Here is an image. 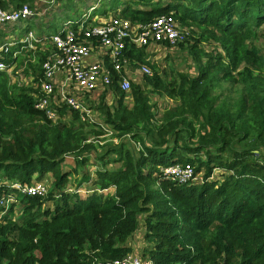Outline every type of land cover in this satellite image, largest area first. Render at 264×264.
Masks as SVG:
<instances>
[{
	"label": "trees",
	"instance_id": "obj_1",
	"mask_svg": "<svg viewBox=\"0 0 264 264\" xmlns=\"http://www.w3.org/2000/svg\"><path fill=\"white\" fill-rule=\"evenodd\" d=\"M7 1L13 8L28 4L34 9L36 4ZM191 2L194 6L132 0L117 13L132 22L162 14L182 23L190 20L202 29L201 39H219L223 54L217 56V68L215 63L201 64L195 76L179 74L175 85L156 70L142 83L134 80L131 108L124 104L126 92L116 75L110 92L94 93L92 99H99L117 135L127 133L139 144L137 153L124 141L106 152L115 154L113 160L121 165L97 169L94 184L112 186L111 193L80 195L65 188L71 174L63 167L65 155H75L76 167L85 162L82 151L93 145L84 142L81 129L63 121L55 125L34 107L47 53L36 51V88L7 89V75L0 72V170L6 178L27 184L34 174L37 179L53 176L46 197L23 196L20 222L11 220L13 208L0 216V264H112L132 251L124 243L138 228L141 214L150 245L143 253L153 264H264V160L254 155V150H264V55L250 43L264 25V0ZM0 5L6 7V0ZM147 47H129L127 55L137 61L134 67H151L145 60ZM195 50V45L189 49ZM219 80L241 87L236 102L219 101ZM156 94L178 101L164 110L159 122L149 103ZM108 97L114 98L112 111L106 106ZM67 114L81 120L77 111L59 108V116ZM25 121L36 122L26 126ZM176 163H189L195 176L203 170L201 182L178 184L165 177L162 169ZM215 168L230 174L221 181L212 179ZM45 201L52 207H43Z\"/></svg>",
	"mask_w": 264,
	"mask_h": 264
},
{
	"label": "rangeland",
	"instance_id": "obj_2",
	"mask_svg": "<svg viewBox=\"0 0 264 264\" xmlns=\"http://www.w3.org/2000/svg\"><path fill=\"white\" fill-rule=\"evenodd\" d=\"M36 4H33L34 11L36 14L30 19L21 20L13 26H7L0 30V43L9 44V53L4 54L10 63H7V68L5 73L7 75V82L5 87L7 89L13 90V85L17 87H32L36 88L37 83L33 81V65L36 63L37 50H45L47 47L50 48L49 42L42 40L37 44L33 43V48L28 47L26 44L21 42L28 31H31L34 36H40L44 34L46 37L48 34L54 33L63 27V23L67 20H78L82 18L87 13L93 14L99 13V10H103L104 13H100L101 20L108 18L111 15H118L119 10L126 3H130L132 0H53L52 3L49 0H34ZM172 3L181 2L185 4L184 6H194L191 1L193 0H169ZM117 5V9L115 6ZM183 11V5L180 6L179 12ZM175 19V18H174ZM179 27L189 31L188 37L182 42V45H160L155 46L154 49H145V60L151 65L147 66L151 75L153 70H156L161 78L167 83L173 85L177 84L180 80L179 74H185L188 76H195L199 65L210 62L215 63L217 68V56L218 54H223L222 46L219 39L208 38L201 39L199 33L201 28L195 23H190L187 20L185 23L180 22L175 19ZM99 22V21H96ZM212 30V28L210 27ZM256 36H253L250 43L253 44L259 51L264 55V25L256 29ZM199 39V40H198ZM37 45H40L39 48ZM196 46V50L190 52L191 46ZM2 53H0L1 55ZM13 58V61H12ZM35 58V59H34ZM32 64V65H31ZM133 64L131 70L133 71L132 76H130V82L142 83V79L145 76L140 70L142 65L135 66ZM137 70V71H135ZM4 72V71H3ZM135 80V81H134ZM218 85L220 86L215 91L216 94H221L220 100L225 98L226 103L236 102L242 94L241 87L238 85L231 86L227 81L219 80ZM31 88V89H32ZM131 88V86H130ZM106 106L112 111V105L114 104V98L108 97L106 99ZM99 99L86 100V105L89 108L88 116L84 120H74L70 114L65 116H57L52 123L55 125L58 121H63L68 125L73 124L76 129H81L82 135H86L85 143H92L93 147L82 151V156L85 162L79 164L78 166H73L75 162V155L69 153L65 155L67 163L63 166L68 167L71 171L69 174L65 188L70 192H76L80 195H85L86 193H91L93 191L104 195L106 192H113L114 188L112 186L103 190L94 184L96 179L97 169H112L121 165V162H116L113 159L115 154L106 153L111 146H116L119 142L124 141L126 146L137 153L139 150V144L130 137L129 134L125 133L121 136L117 135V131L106 122V117L104 110L101 109ZM149 103L153 107V113L155 114V121L159 122L164 110H169L174 108L178 101L167 97L166 95H151L149 97ZM124 104L131 108L133 105V99L129 91H126V96L124 98ZM36 121H25L26 126H31ZM79 125V126H78ZM149 140V139H148ZM87 151V152H86ZM254 155L258 161L264 160V150L259 148L254 150ZM191 156H193L191 154ZM200 157H203V153H200ZM106 165H105V163ZM105 165V166H104ZM75 167V170H74ZM230 174L229 171L223 170L221 168H215L212 172V179H218L221 181L224 177ZM0 175H4V171L0 170ZM203 175V170L196 174L193 182H201ZM33 182H41L45 185L48 191L52 187L53 176L51 173H46L41 179L36 178V174L32 176ZM31 181V182H32ZM11 182H18L16 179H12ZM18 190H12L15 202L10 203L9 208H13V213L11 215V220L15 222H20V214L22 212L21 201L23 195H19ZM10 191H7V195ZM47 195V194H46ZM46 195L44 197H46ZM50 206L51 203L46 201L43 207ZM8 208V209H9ZM144 214L139 215V226L136 231L128 238L124 243L132 248V253H143L150 245L146 242L144 238L145 227L143 222ZM9 237H13V233L9 234Z\"/></svg>",
	"mask_w": 264,
	"mask_h": 264
},
{
	"label": "built area",
	"instance_id": "obj_3",
	"mask_svg": "<svg viewBox=\"0 0 264 264\" xmlns=\"http://www.w3.org/2000/svg\"><path fill=\"white\" fill-rule=\"evenodd\" d=\"M49 2L52 3L53 0ZM35 14L28 4L18 8L0 5V30L21 20L30 19ZM188 34L189 31L180 28L172 15L164 14L147 22H132L123 17H111L106 21L96 22L87 14L75 21H65L60 30L48 34L47 37L44 34L41 37L34 36L28 31L21 39L23 44L33 48V43L46 40L50 45V48L43 50L47 56L41 65L39 87L34 94V107L42 111L48 119L54 120L58 116L59 108L67 106L77 111L84 120V115L88 116L89 112L86 100L92 99L95 92H110L114 75L119 88L124 92L129 91V78L133 73L131 66L137 63L127 55L130 46L138 48L160 43L179 44L186 40ZM9 44L0 43V72L5 71L8 66L3 57L9 53ZM137 70L146 76L151 75L146 65ZM162 173L178 184L195 179L189 163L172 164L164 167ZM15 189L23 196L44 197L48 193V189L41 182H11L0 175V216L7 211L10 203L15 202L16 196L12 193ZM7 191H10L9 195ZM112 264L153 263L144 253L129 252L113 260Z\"/></svg>",
	"mask_w": 264,
	"mask_h": 264
},
{
	"label": "crops",
	"instance_id": "obj_4",
	"mask_svg": "<svg viewBox=\"0 0 264 264\" xmlns=\"http://www.w3.org/2000/svg\"><path fill=\"white\" fill-rule=\"evenodd\" d=\"M123 2H124V0H123ZM6 3H7V6H6V8L7 7H12V5H11V3L9 2V1H7L6 0ZM117 6V5H116ZM123 7V6H122ZM121 7V8H122ZM13 8V7H12ZM118 8V7H117ZM88 14V13H87ZM89 15H90V19H92V20H95V21H99V22H103V21H106V20H108L109 18H111V17H123V18H125L124 16H122V15H111V16H108V18H106V19H104V20H101V18H100V13H97V15L96 14H93V16L89 13ZM125 19H128V18H125ZM129 20V19H128ZM160 45H162V44H150V45H148V47L146 48V49H154V47L155 46H160Z\"/></svg>",
	"mask_w": 264,
	"mask_h": 264
}]
</instances>
